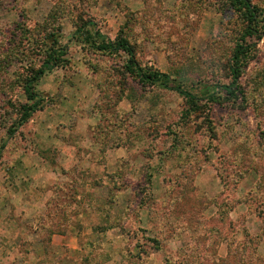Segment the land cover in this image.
Segmentation results:
<instances>
[{"label":"rangeland","instance_id":"1","mask_svg":"<svg viewBox=\"0 0 264 264\" xmlns=\"http://www.w3.org/2000/svg\"><path fill=\"white\" fill-rule=\"evenodd\" d=\"M244 23L224 0H0V264H264V34L223 89Z\"/></svg>","mask_w":264,"mask_h":264},{"label":"trees","instance_id":"2","mask_svg":"<svg viewBox=\"0 0 264 264\" xmlns=\"http://www.w3.org/2000/svg\"><path fill=\"white\" fill-rule=\"evenodd\" d=\"M224 1L227 5L237 10L245 22L243 25V33L236 44L234 53L229 63L232 81L230 85H226L223 88L227 95L236 97V94L240 89V77L244 68L248 64V59L253 52V48L255 47L250 40L255 37L260 38L261 35L264 34V10L260 9L256 4H253L252 0ZM88 24L95 26L93 22ZM85 27L86 23H83L78 27V32L80 33L83 31ZM95 35L96 37L91 36L86 41L92 42L93 46H95L98 50L106 51L112 54H118L121 51L126 53L127 60L125 62V74H129L130 77H136L145 84L160 85L167 90L175 91L183 96L191 104L197 105L198 97L179 84H174L170 74L161 72L158 69H153L152 67H143L138 60L135 46L130 43L122 33L114 40L109 39L100 31L95 32ZM53 41V46H51L49 49L47 59L43 66L37 72H35V74L28 77L23 84L24 91L31 103L22 107L20 124L30 119L33 111L39 104L40 99L35 91V84L39 77H41L46 71L53 70L59 63L62 62V54L65 53V50H62V47L55 48L58 40L54 39ZM211 100L213 99L211 98Z\"/></svg>","mask_w":264,"mask_h":264},{"label":"crops","instance_id":"3","mask_svg":"<svg viewBox=\"0 0 264 264\" xmlns=\"http://www.w3.org/2000/svg\"><path fill=\"white\" fill-rule=\"evenodd\" d=\"M55 242V241H54Z\"/></svg>","mask_w":264,"mask_h":264}]
</instances>
